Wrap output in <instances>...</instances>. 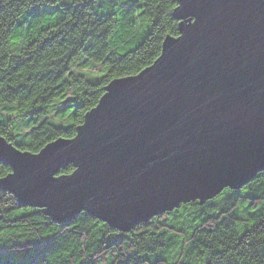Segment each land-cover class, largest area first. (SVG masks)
Listing matches in <instances>:
<instances>
[{"label": "water", "instance_id": "95a60500", "mask_svg": "<svg viewBox=\"0 0 264 264\" xmlns=\"http://www.w3.org/2000/svg\"><path fill=\"white\" fill-rule=\"evenodd\" d=\"M176 1L178 36L112 80L74 137L31 153L0 135V189L56 223L85 211L126 232L264 171V0Z\"/></svg>", "mask_w": 264, "mask_h": 264}, {"label": "trees", "instance_id": "16d2710c", "mask_svg": "<svg viewBox=\"0 0 264 264\" xmlns=\"http://www.w3.org/2000/svg\"><path fill=\"white\" fill-rule=\"evenodd\" d=\"M176 7V0H0V135L31 153L74 137L112 80L137 75L167 36H178ZM10 171L0 163V179ZM0 264H264V171L126 232L85 211L56 223L0 189Z\"/></svg>", "mask_w": 264, "mask_h": 264}]
</instances>
